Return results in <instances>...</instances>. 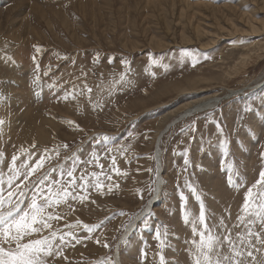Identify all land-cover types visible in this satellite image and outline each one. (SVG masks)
<instances>
[{"label": "rangeland", "instance_id": "rangeland-1", "mask_svg": "<svg viewBox=\"0 0 264 264\" xmlns=\"http://www.w3.org/2000/svg\"><path fill=\"white\" fill-rule=\"evenodd\" d=\"M198 2L235 10L191 5ZM263 3L0 0V213L31 215L34 196L59 199L43 210L49 227L34 224L39 230L21 240L51 243L43 264H114L123 236L122 264H194L208 231L230 236L244 264H264V243L247 235L251 228L264 240V229L241 211L264 171V31L249 27L264 20ZM11 8L27 12L19 25L10 24ZM209 96L221 101L175 121L183 105ZM28 107L40 120L25 125ZM36 127L48 134L43 144ZM159 133L161 196L127 231L153 195ZM233 244L217 251L231 255Z\"/></svg>", "mask_w": 264, "mask_h": 264}, {"label": "snow or ice", "instance_id": "snow-or-ice-1", "mask_svg": "<svg viewBox=\"0 0 264 264\" xmlns=\"http://www.w3.org/2000/svg\"><path fill=\"white\" fill-rule=\"evenodd\" d=\"M34 47L37 52L40 51L38 46ZM121 79H123V76ZM89 91H91V89H89ZM244 110L249 111L250 109L249 107H245ZM0 124H3L2 120H0ZM261 155L264 157V153ZM15 160L16 157L14 156L13 161ZM185 163L187 164L188 161L186 160ZM37 167H39V165H37ZM33 171H35V168ZM69 175H71V173H69ZM229 181L231 182V177H229ZM9 183L11 184V181H9ZM257 185H260L261 189H264V171L260 173V178L256 181V184L248 189L241 211L249 217H256V220L260 222L261 228L264 229V200L260 199V197H264V191L254 196L252 189ZM97 186L99 187V185ZM22 194L23 193H21V195ZM81 199H83V197ZM53 202L59 203V199L57 198L53 201L46 198L43 204H38L37 197L34 196L30 205L31 215L29 212H23L21 215L20 213L22 210H19L18 207L15 215L11 210L7 214L0 213V264H43V256L52 255V245L47 239L33 240L28 243H21V240L24 236L31 235L32 232L39 230L33 228L34 224L43 223L44 227H49V225L44 222L42 213L44 208L50 207ZM3 203L4 201L0 200V205ZM253 205H255V207H253ZM52 218V216L48 217V219ZM199 219L201 223L205 220L203 207H201ZM238 219L241 223H245L246 216L242 215L238 217ZM256 220H248L247 222L255 224ZM85 227L87 228V226ZM221 227H223V221H221ZM87 230L89 232L92 231L91 228H87ZM206 231L208 230L206 229ZM157 235L159 236V234ZM247 235L255 236L258 242L264 243V240L260 238V234L254 232L251 228L247 229ZM61 239H63V237H61ZM244 239L245 237L241 235V243L244 242ZM225 241L229 244H233L230 236H225L223 240H221L219 237L213 236L210 231H208L207 236L202 232L200 235V242L197 245L194 264H244L243 259H236V257H242L243 252L234 244L230 249L231 255L222 256V254L217 251V246L222 245ZM13 242H15V249H6L3 246L4 244H11ZM105 247H107V245H105ZM247 255L251 257L252 253L248 252ZM213 257H215V259H213ZM161 264H164L163 257H161Z\"/></svg>", "mask_w": 264, "mask_h": 264}, {"label": "bare ground", "instance_id": "bare-ground-1", "mask_svg": "<svg viewBox=\"0 0 264 264\" xmlns=\"http://www.w3.org/2000/svg\"><path fill=\"white\" fill-rule=\"evenodd\" d=\"M23 1V0H22ZM181 1H183V0H181ZM149 2V1H148ZM175 4V3H174ZM185 4V3H184ZM150 5V4H149ZM192 6H194V7H197V8H199V7H201V8H204V9H206V10H208V11H211V12H214V13H217V12H222V11H227V10H230V12H232V11H234L235 10V7H233V6H230V7H227V6H213V7H207V3H200V2H198V3H195V4H191ZM191 5H188V6H190L189 7V9H191L192 8V6ZM263 5V7H264V3L262 4ZM91 6V5H90ZM29 8H30V6H28ZM31 8L32 9H34L32 6H31ZM23 8H20L19 10L17 9H10L9 10V13H10V16H13V15H16V17L15 16H13V18H11V22H10V24L13 26L17 21H16V19H17V17H22L21 19L22 20H24V19H26L25 17V14L27 13L26 12V10H22ZM29 10V9H28ZM34 10H39L40 11V9H38L37 7L34 9ZM38 11V12H39ZM26 12V13H25ZM199 12H201V10L199 9ZM12 13H14V14H12ZM39 15H40V12H39ZM191 16H192V14H191ZM22 20H20V21H18L17 23H16V25H19L20 24V22L22 21ZM16 21V22H15ZM27 22V21H26ZM26 22H24V24H26ZM26 27H28V26H26ZM249 27H250V31L251 32H253V33H251V34H258L259 33V31L261 30V31H264V20H262L260 23H258L257 25H254V24H250L249 25ZM27 33V32H26ZM72 35V34H71ZM28 36V35H27ZM253 37V36H252ZM12 79H13V77H12ZM263 79H264V77H263ZM262 79V80H263ZM17 80V79H16ZM15 81V80H14ZM59 82V81H58ZM10 84V83H9ZM14 84V83H13ZM19 84V83H18ZM47 84V83H46ZM46 86H48V85H46ZM74 86V85H73ZM78 86H80V85H78ZM3 87V86H2ZM5 88H6V86H4ZM4 88V89H5ZM66 88V87H65ZM81 88V87H80ZM74 89H75V87H74ZM78 89H79V87H78ZM62 90V89H61ZM69 90V89H68ZM67 90V91H68ZM73 91H75V90H73ZM77 91V90H76ZM80 91V90H79ZM4 93V92H3ZM6 93V92H5ZM7 93H9V92H7ZM73 93V92H72ZM193 93H196V92H193ZM200 93V92H199ZM236 93H240L239 91H237ZM63 94V93H62ZM230 94H232V93H230ZM18 95V94H17ZM24 95H26V94H24ZM23 95V96H24ZM14 96V95H13ZM19 96V95H18ZM21 96V95H20ZM19 96V97H20ZM227 96H228V94H227ZM8 97V96H7ZM15 97H17V96H15ZM210 97V96H209ZM206 98V99H204V98H197V99H192L191 101H189L188 103H186L185 105H183V108L184 107H186V108H184V110L178 115V117L176 118V122H179L181 119H184V118H187V116H191V115H193V114H197V113H199V112H201V111H204V110H206V109H209V108H211V107H213V106H215L216 104H218L221 100L219 99V98H217V97H210V98ZM6 98V97H5ZM21 98V97H20ZM228 98V97H227ZM9 99V98H8ZM21 100H22V102H23V104H24V106L25 107H27L29 104H30V102H29V104H28V100H26V101H23V99L21 98ZM10 101V100H9ZM16 104H18V102L16 103ZM34 104H35V102H34ZM18 106V105H17ZM39 106V105H38ZM23 107V106H22ZM53 107V106H52ZM46 108V107H45ZM56 108V107H55ZM26 109V108H25ZM34 110V109H33ZM55 110V109H54ZM20 111V110H19ZM22 111V110H21ZM36 112H37V110H36ZM31 113H32V110H31V108L30 107H28L24 112H21V115H22V119L21 120H25V125L26 124H28V122L29 121H34L35 123H36V121H35V119L34 118H37V119H39L38 117H33L32 115H31ZM49 113H50V111H49ZM51 113H53V112H51ZM50 113V114H51ZM36 114V113H35ZM34 114V116H36ZM40 115V114H39ZM42 116V115H41ZM40 116V117H41ZM42 120H43V118H41ZM40 120V119H39ZM175 121H174V123H175ZM44 123V122H43ZM171 123V122H170ZM30 125L31 124H33V122H30L29 123ZM53 125V124H52ZM169 125V124H168ZM171 125H172V123H171ZM49 126V125H48ZM170 126V125H169ZM32 127H35V125L33 124V126ZM168 127V126H167ZM167 127H166V129H167ZM37 129H36V131H37V138H38V142L40 143V144H43L42 142L43 141H45V139L46 138H48V134H45L43 131H42V128H40V127H36ZM50 128H52V127H50ZM55 129H56V127H54ZM49 130V129H48ZM160 134L161 133H159L158 135H157V137H156V139H155V142H154V146H153V154H154V160H155V162H156V168H157V159L159 160V162H160V169H159V172H158V169H157V177H156V182H155V187H154V191H153V195L151 196V198L149 199V201H148V203H147V205L145 206V208H144V212L146 213L148 210H149V208L150 207H153L157 202H159V199H160V196H161V191H162V183L164 184V181H162V171H161V159H160V156H161V151H160V149H159V141H160ZM163 134V133H162ZM161 134V135H162ZM49 139V138H48ZM48 141V140H47ZM161 180V181H160ZM209 184L211 185L210 187H211V189H213L214 191H215V193L216 192H218V191H220V190H216V187L218 186V182L217 181H215V180H212L211 179V181L209 180ZM223 190V189H222ZM213 192V191H212ZM224 192V191H223ZM219 194H220V192H218ZM217 193V194H218ZM225 193H223V195H224ZM218 196V195H217ZM220 196V195H219ZM213 197H214V195H213ZM215 198V197H214ZM218 198V197H217ZM227 198H229V197H227ZM216 199V198H215ZM223 199V198H222ZM227 200V199H226ZM210 204V203H209ZM208 206V205H207ZM215 207V206H214ZM211 208V207H210ZM232 214V213H231ZM143 217V216H142ZM142 217H138V218H142ZM137 219V218H136ZM221 220V219H220ZM225 221L223 220V223H224ZM217 224V223H216ZM224 226H225V224H224ZM216 227V226H215ZM135 227H134V223L132 224V225H130L128 228H127V231H130L131 229L133 230ZM226 228V227H225ZM215 230V229H214ZM213 230V231H214ZM227 230V229H226ZM126 233H124V235H125ZM180 238V237H179ZM181 239V238H180ZM179 239V240H180ZM178 241V240H177ZM123 242V240L121 241L120 240V243H122ZM182 242L183 241H181V244H180V246L181 245H187V244H185V242L182 244ZM119 243V244H120ZM119 244L117 245V249H114V251H113V262H114V264H122V262H121V259H120V252H119ZM178 244H177V247H180ZM189 246L190 245H188L187 247H188V249H189ZM196 246V245H195ZM176 247V248H177ZM187 247L185 246L184 248H186V250H187ZM194 247V246H193ZM175 248V249H176ZM182 248V247H181ZM191 248V247H190ZM174 249V250H175ZM193 249L194 248H192V251H193ZM177 250H180V248L179 249H177ZM180 251H182V250H180ZM187 251H190V250H187ZM225 251H227V249L225 250ZM179 252V251H178ZM175 253V252H174ZM192 253V252H191ZM133 255V254H132ZM177 255V254H176ZM196 255V254H195ZM195 255L193 256V257H195ZM184 257H186V256H184ZM130 258H132V257H130ZM186 259H184V261H185ZM117 261H118V263H117ZM173 260H171V262H172ZM175 261V260H174ZM173 261V262H174ZM178 261V260H177ZM189 261V260H188ZM194 261V260H193ZM179 262H182V261H179ZM177 264V263H176ZM179 264V263H178ZM188 264V263H187Z\"/></svg>", "mask_w": 264, "mask_h": 264}, {"label": "water", "instance_id": "water-1", "mask_svg": "<svg viewBox=\"0 0 264 264\" xmlns=\"http://www.w3.org/2000/svg\"><path fill=\"white\" fill-rule=\"evenodd\" d=\"M167 129H168V128H167ZM157 168H158V172H159V169H160V162H159V160H158V159H157ZM160 181H161V180H160ZM151 208H152V207H150V208H149V210H150ZM149 210H148V211H149ZM148 211H147V212H148ZM147 212H146V213H147ZM146 213L144 212L143 214H141V216H140V217H142V216H143V215H145ZM137 220L139 221V220H140V218H138ZM137 220H136V221H137ZM138 221H137V222H135V225H136V223H138ZM123 238H124V236L121 238V241L123 240ZM119 243H120V242H118V243H117V245H118ZM115 249H117V246H116V248H115ZM117 263H118V261H117Z\"/></svg>", "mask_w": 264, "mask_h": 264}]
</instances>
